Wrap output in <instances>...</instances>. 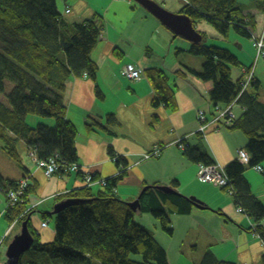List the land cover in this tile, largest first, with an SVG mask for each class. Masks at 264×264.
<instances>
[{"label":"crops","instance_id":"crops-1","mask_svg":"<svg viewBox=\"0 0 264 264\" xmlns=\"http://www.w3.org/2000/svg\"><path fill=\"white\" fill-rule=\"evenodd\" d=\"M133 2L56 0V9L66 21L82 24L94 20L100 31L90 54L96 66L94 78L84 73L65 81L66 120L76 129L75 163L84 174H93L98 180L121 176L115 193L124 202L136 200L144 186L155 185L167 187L209 208H196L188 215H171V235L150 214L136 213L137 224L147 231L144 224L152 226L153 233L148 232L165 251L169 264H264V240L252 235L256 227L264 228V221L255 223L248 215L238 213L235 197L227 196L215 184L200 182L199 166L205 164L196 163L185 154L187 150L198 149L211 163L205 166L216 165L224 172L229 164L238 162L246 168L243 178L251 196L263 207L264 162L259 164V170L240 163L237 152L246 151L247 144L241 131L224 126L209 128L204 137L197 133L200 112L211 118L229 104H214L210 98L213 83L191 73H200L204 63L188 53L191 44ZM180 5L183 6L179 2ZM241 9L249 20L252 36L263 34L264 0H249L241 4ZM236 46L239 53L233 55L241 68L239 76L231 72L235 83L247 67L241 61L245 57L240 56L244 49L242 42ZM251 55L250 52L247 57ZM262 58V65L257 64L255 73L260 101L264 104ZM128 65L142 70L139 81L122 76V68ZM147 70L161 72L166 77L173 93L169 94V105L154 104L156 91L145 73ZM243 112L244 108L235 102L234 120ZM92 119L94 125L89 131L86 125ZM25 123L32 129L37 125L54 127V120L32 115L26 117ZM7 134L15 138L12 133ZM179 145L184 147L180 149ZM32 151L22 139H17L11 156L0 140V185L9 188L17 181L28 180L21 208L25 213L30 211L27 219L37 241L46 244L54 240L55 225L53 217L43 215L52 214L55 205L64 203L57 201L60 195L81 189L85 183L76 173L45 177L32 160ZM156 151V156L145 157ZM118 160L125 165H119ZM91 189L97 192L103 187L96 185ZM7 213L6 196L0 191V264H6L7 248L21 230L19 221L11 222ZM43 223L47 224L44 228Z\"/></svg>","mask_w":264,"mask_h":264},{"label":"trees","instance_id":"trees-1","mask_svg":"<svg viewBox=\"0 0 264 264\" xmlns=\"http://www.w3.org/2000/svg\"><path fill=\"white\" fill-rule=\"evenodd\" d=\"M188 2L179 14L187 16L193 25L197 20L205 19L222 39L227 38L232 30L251 40L249 20L242 16L237 0ZM200 36L201 42L191 43L188 53L203 58L204 63L200 73H191L213 83L210 98L214 104L236 101L244 108L242 116L225 127L245 135L250 166L259 167L264 162V104L260 101L259 82L252 79L242 91L243 73L236 83L231 79L232 69L241 68L237 58L228 50L205 45V37ZM99 37L100 31L94 20L71 24L62 18L56 9V0H0V140L6 144L11 156L17 139H22L39 160L56 156L65 165L76 162V129L66 120L63 102L65 81L84 73L94 78L96 66L90 54ZM262 57L264 49L259 57L256 52L252 66ZM252 66L243 71L247 72ZM145 73L156 91L154 104L169 105V94L173 93L164 74L152 70ZM31 115L54 120V127L37 125L34 129L29 128L25 119ZM93 125L92 119L86 127L91 131ZM7 132L15 138H10ZM185 155L196 163L211 164L198 149L187 150ZM118 163L125 165L122 160ZM245 169L234 161L225 172L235 190L237 208L255 223H260L264 221V207L251 196L243 178ZM59 173L66 171L60 169ZM84 173L80 169L77 175L83 179ZM118 177L105 180L106 186L97 192L84 186L60 195L58 202L77 203L56 215H43L54 218L55 237L51 243L40 244L28 221V231L34 239L31 250L49 255L54 264H89L90 260L99 264H169L165 251L153 236L136 223V213L150 214L161 229L171 235V215H188L193 209L209 208L174 190L165 193L155 185H146L139 195V208L133 211L128 202L120 200L115 193ZM18 182L9 188L0 185V191L6 196V192L15 189ZM25 196L23 202L15 206H7L6 197L11 222L21 224L27 219L30 211L25 213L21 208ZM252 233L264 240L263 227H256Z\"/></svg>","mask_w":264,"mask_h":264},{"label":"built area","instance_id":"built-area-1","mask_svg":"<svg viewBox=\"0 0 264 264\" xmlns=\"http://www.w3.org/2000/svg\"><path fill=\"white\" fill-rule=\"evenodd\" d=\"M251 39H252L253 47L256 49L257 57H259L260 55H263L264 31H263V34L259 38L251 36ZM254 67H255V64L254 66H252L250 70H248V71H251V74L246 84L243 85V87L241 84L242 91L246 88L247 84H249L250 81L252 80L251 77H252V71L254 70ZM121 74L122 76L130 80L139 81L142 78L143 72L139 68H134L131 65H128L122 68ZM235 102L236 101L230 103L224 110H219L217 115L211 118H207L205 114L200 112L198 114L199 129L197 133L204 137L209 128H212V127L219 128V127L231 125V123L234 120V115L232 113V107L235 104ZM179 148L182 149L183 146L179 145ZM157 154H158V151L151 153L145 157L149 158L152 156H156ZM237 154H238V159L240 163L246 166L250 164V157L245 150H239ZM30 156L32 160L35 162L36 167L43 172L45 177H51L52 175L57 174L60 169H63L66 171V173H70V174H74V173L77 174L79 170L81 169L79 165L75 163L65 165V162L59 161V159L56 158V156L55 157L52 156L51 158L46 159V160L37 159L33 152L30 154ZM254 169L259 170V167L257 166ZM198 178L201 181L211 182L212 184H215L218 188L225 190V192L230 197H234L236 194L225 172L216 165H209V166L200 165ZM83 182L85 183V187H89V188L92 186H96V185L101 186V187L106 186L105 180H96L93 174H90V173H87L83 176ZM28 185H29L28 180L23 179L17 183V186L15 187V189L8 190L6 192L7 206H15L17 203H22L23 198L26 194ZM237 212L242 213L241 208H237ZM41 226L44 228L47 226V224L43 223ZM252 235L262 240V238L257 233H253Z\"/></svg>","mask_w":264,"mask_h":264},{"label":"rangeland","instance_id":"rangeland-1","mask_svg":"<svg viewBox=\"0 0 264 264\" xmlns=\"http://www.w3.org/2000/svg\"><path fill=\"white\" fill-rule=\"evenodd\" d=\"M124 1H128V0H124ZM248 1L249 0H237V5H238V7L241 8V4L248 3ZM154 2L157 3L159 6H161L162 8H164L167 11H169L171 13H174V14H177V11L181 7H183L186 4H189L188 0H179V1L178 0H164V2H162L161 0H154ZM179 2L183 6H181V5L179 6ZM133 3L135 4V2H133ZM246 13H248V12H246ZM242 16L246 17V16H244L243 12H242ZM248 27H249L248 28L249 32L251 34V32H253V31H252V29L250 27V24L248 25ZM194 28H195V30L198 33H202L205 36V38H206L205 39V44L206 45L216 46L218 48L225 49V50H228V51L230 50L229 52L230 53L232 52L231 53L232 55H233V53H239V52H237L239 48L236 46V44L237 43L240 44V42H242V45H243L244 49H242V51L240 52V56L242 55V56H245V57H244V59L241 58V61L247 67H250V66L253 65L254 59H255V56H256V50L253 47L252 39L251 40L244 39V38L236 35L232 30L229 31V34H228L227 38H225V39L223 38L222 39V37H219L220 35L214 29V27L205 19L197 20L195 22V24H194ZM251 36H252V34H251ZM260 36L258 35V37H256V38H259ZM181 40H183V39H181ZM184 42H187V44H189V45L191 44L189 41H184ZM250 52L252 53V55H251L252 58L251 57H247V55ZM191 57L195 58L194 56H191ZM197 58H199V60H203V58H201V57H197ZM262 59L263 58L257 60L255 67L257 66V64H259L258 67H260L262 65V63H260ZM232 71H233V75H235V74H237L238 76L240 75V71L238 69L233 68ZM242 73H243V81H242V87H243V85L246 84L247 80L249 79L251 71H247V72H243L242 71ZM251 78L258 80V77H257V75H256L254 70L252 71V77ZM249 85H250V83L247 84L246 87H248ZM262 88L264 89V86ZM262 94H264V90L262 91ZM198 180L200 182H203V183H211V182L201 181L199 178H198ZM226 195L229 196L228 194H226ZM144 225H145L144 227H146L148 229V231H150V232L153 231V228H152L151 225H149V224H144ZM41 255H42V257H41ZM33 261H36L38 264H54V263L51 262V259H50L49 255L44 254V253H40V252H36L34 250L28 251L27 253H25L21 257V264H28L29 262H33ZM89 264H99V262H97L95 260H90Z\"/></svg>","mask_w":264,"mask_h":264},{"label":"water","instance_id":"water-1","mask_svg":"<svg viewBox=\"0 0 264 264\" xmlns=\"http://www.w3.org/2000/svg\"><path fill=\"white\" fill-rule=\"evenodd\" d=\"M144 8L157 20H159L164 26L171 30L175 35H178L190 43H199L201 42L200 34L195 30L193 23L185 15L174 14L166 11L161 8L152 0H131ZM144 190V189H143ZM159 190L165 193H171L167 187H159ZM77 201L73 202H64L58 205H55L52 212L53 215L58 214L62 209L69 205L76 204ZM127 205L133 210L136 211L139 208V197L133 202L127 203ZM29 219H26L21 223L20 233L14 237L12 242L9 244L6 251V264H19L21 257L27 253L34 242L32 235L28 231L27 222Z\"/></svg>","mask_w":264,"mask_h":264}]
</instances>
